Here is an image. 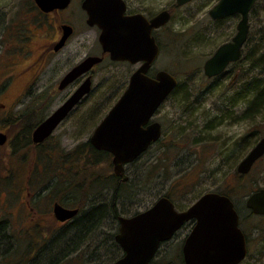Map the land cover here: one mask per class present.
I'll return each instance as SVG.
<instances>
[{"label": "rangeland", "instance_id": "rangeland-1", "mask_svg": "<svg viewBox=\"0 0 264 264\" xmlns=\"http://www.w3.org/2000/svg\"><path fill=\"white\" fill-rule=\"evenodd\" d=\"M8 1L0 0V4ZM218 1L196 0L182 7H177L176 0L149 1L152 13L169 10L173 14L172 20L157 32L161 54L153 65L152 76L161 70L168 71L178 79L179 85L154 118L162 125L161 141L126 166L129 191L123 195L128 187L124 189L115 204L112 198L120 186L119 182L116 181L117 188L113 189L104 186L102 180L115 175L112 159L90 169L95 179L100 178L94 186L86 180L82 187L78 184L89 176L88 142L126 90L135 66L112 64L110 60L99 65L95 69L92 91L84 104L59 126L42 147L28 144L26 137L32 135L34 124L51 115L68 97L71 90L59 92L58 84L70 67L79 61L67 60L64 56L56 63L50 62L40 80L41 85L51 87V90L54 86L53 91L38 104L35 93L23 90L24 81L16 82L9 92L0 97V103L6 105L1 115L9 119V123L0 121V132L8 135L7 147L0 149V218L6 221V228L10 227V235L7 236L9 245L0 250V264L28 262L32 260L35 249H39L35 256L46 260L44 256L47 253L42 251L44 246L50 245V253H54L52 264L112 261V257H105L117 248H111L107 242L118 229L117 216L131 217L143 212L166 194L182 211L206 193L229 192L242 222L249 225L247 231L252 238L258 234L253 229L255 225L264 228L258 220L249 221L246 207L253 191L264 188V158L249 175L241 176L237 172L239 163L264 137V110L250 113L247 117L255 94H246L248 84L256 78L264 81V75L261 68H254V61L244 59L231 65L220 77L212 79L204 74L205 62L222 44L231 41L240 21L237 15L213 21L209 11ZM256 13L250 19V49L254 47V58L259 60V55L264 54V1L259 4ZM82 16L78 11L79 25ZM98 38V30L87 31L83 36L87 50L79 60L86 54H100ZM31 110L34 114L27 117V112L33 113ZM36 164L41 174L37 173ZM67 173L72 180H76L72 185H76L74 189L79 188L77 198L66 187L70 181L67 180ZM30 174L35 180L32 189L43 185L41 190H44L42 181L48 180L51 186L41 203L33 205V211L26 209L23 204L26 194L20 190V183ZM18 186L17 193L12 195ZM89 187L91 190H88ZM54 201L69 208L81 207V213L69 226L54 224ZM103 203L113 207L103 225L96 224L87 234L78 236L76 223L94 205ZM13 229L16 231L12 232ZM22 230L34 231L36 236L33 239L36 238L38 243H31V237L20 235ZM260 239L243 264H264V234ZM71 242L72 245H69ZM104 242H107V248L103 246ZM175 245L170 242L162 247L158 264H179L180 249ZM5 257L9 258L8 262L3 260Z\"/></svg>", "mask_w": 264, "mask_h": 264}, {"label": "water", "instance_id": "water-1", "mask_svg": "<svg viewBox=\"0 0 264 264\" xmlns=\"http://www.w3.org/2000/svg\"><path fill=\"white\" fill-rule=\"evenodd\" d=\"M45 12L63 9L70 0H35ZM181 7L195 0H176ZM258 0H220L210 11L212 20H224L239 15L237 33L231 42L221 45L204 64V74L214 78L228 67L240 61L250 32V13ZM88 14V24L101 30L99 42L111 60L143 62L129 81V85L113 108L95 129L90 142L100 151L113 155L114 173L127 180L125 166L135 162L162 138V127L154 119L160 107L178 86L177 78L167 71H159L154 77L148 75L159 57V46L153 31L166 25L171 15L163 12L150 22L141 16H125L123 0H86L83 4ZM102 61L89 57L76 67L63 81L60 89L94 65ZM92 91L89 78L62 106L54 111L33 132L32 141L43 143L68 117L73 108ZM7 140L0 135V145ZM264 157V137L239 163L237 172L247 175ZM264 189L251 194L247 207L257 215H264ZM79 209H67L57 204V220L74 219ZM196 219L198 224L188 239L184 255L186 264H240L247 258V245L239 228V214L229 196L207 193L184 212H178L168 197H161L144 212L131 218L120 217V233L116 241L125 256L115 264H153L161 243L170 240L187 221Z\"/></svg>", "mask_w": 264, "mask_h": 264}, {"label": "flooded vegetation", "instance_id": "flooded-vegetation-1", "mask_svg": "<svg viewBox=\"0 0 264 264\" xmlns=\"http://www.w3.org/2000/svg\"><path fill=\"white\" fill-rule=\"evenodd\" d=\"M85 1L86 0H70V4L66 8L54 9L53 11H49V12H45V11L41 10V8L38 6V4L36 3L35 0H9L8 3H6V4H0V97H2V95L4 93L9 92L10 88L16 82L24 81L23 90L31 92V93H35V97L37 98L36 101L38 104L43 98H45L46 94H49L51 91H53V87H54V86H52V90H51V87L41 85L42 81L40 79L42 77V72L50 64L51 61H54L56 63L57 59H60L64 56L67 58V60L68 59H70L71 61L78 60L79 62L74 63L59 81V84H58L59 92H64V91L69 90V89L71 90L70 94L63 101L62 105L89 78L91 79L92 88H93L95 69L99 65L105 63L107 60H110L112 62V64H114V63H116V64H130L132 66H135L136 70H138L143 65V62L133 65L129 62H116V61L111 60L110 54L104 52L100 42H99L100 54H92L90 56L88 54H86V55H84L83 59L79 60V58H81V54L83 52L85 53L87 50V46L85 45V42L83 41V36L87 33V31L88 30H98L99 37H100V33H101V30L99 29L98 26H90L88 24V14L83 8V4ZM123 1L126 3V7H127L125 16L132 17V16H138L139 15V16L143 17L144 19H146L148 22H150L153 18L157 17L161 13L168 12L171 15L170 21L173 18V14L169 10H161L159 13H152V10L150 8L151 6L149 5L150 0H123ZM177 7H179V6H177ZM78 11H80L83 15L82 16V23L80 25L77 22V12ZM237 16H239V15H237ZM166 25L160 27L159 29H155L153 31V36L155 37L156 42H157L159 49H160L159 56L161 54V47H160L159 42H158L157 32L162 31ZM98 40H99V38H98ZM228 42H231V41H228ZM228 42H226V43H228ZM89 57H99L102 59V61L100 63L94 65L88 72L83 73L82 75H80L79 77L74 79L73 81L69 82L67 85H65L64 89H60V86L63 83V81L66 79V77L76 67H78L81 63H83ZM20 60L23 61V63H21ZM24 61H27V63L24 64ZM231 65H233V64H231ZM151 72H152V69L148 72L149 76H152ZM225 73L226 72H224L223 74H221L217 77H220V76L224 75ZM217 77H214V78H217ZM87 97L88 96L84 97L73 108V110L69 113L68 117L59 126H61L68 118H70V116L75 112V110L78 107H81L84 104V101H86ZM5 108H6V105L4 103H0V121L1 122L5 121L6 123H9V119L6 116L1 115L3 113V110H5ZM14 117L15 116H13V118ZM47 117L42 118L41 121L37 123V126L34 128V130ZM151 123L152 122H150V124ZM59 126L57 127V129L59 128ZM34 130H33V132H34ZM33 132H32V134H33ZM0 135H6V137H7L6 142L3 145H0V149H1L3 147H7L8 135L5 132H0ZM52 136L53 135H51L49 138H47L43 143L35 144L32 141L31 144L34 147H42ZM150 148L148 149V151L150 150ZM148 151H146V152H148ZM36 167H37V173H39L37 164H36ZM39 174H41V173H39ZM125 174H126V167H125ZM128 182H129L128 179L124 180L122 178V181L120 183H128ZM42 183L44 184V190H41V188H43V185L38 186V188L36 190L32 189V186L34 187V185H35V180H34V177L32 176V174H30L24 182L20 183L21 184V189H20L21 192L26 194L24 197L25 201L23 204L25 205L27 210L33 211V205L36 203H41L42 199L45 197L46 193L49 191V189L51 187V186H49L50 185L49 180L48 181H42ZM15 189L16 190H14V193L12 195H15L17 193L19 186ZM112 199L114 200V201L112 200V203H114L117 199H119L117 190H116L115 194L113 193ZM172 202H173V200H172ZM57 204L63 206L64 208H67V209H79V213H81L80 208H69L64 203L54 201L53 202V208H52V215H53L54 220H55L54 224H58L60 226H65L68 224V226H69L70 223L72 221H74L79 215L78 214L74 219H71V220H68L65 222L59 221V220H57L56 215H55V206ZM234 204H235V202H234ZM174 205H175V203H174ZM176 207L177 206L175 205V208ZM190 207H188L187 209L182 210V211H179L178 208H176V210L178 212H184V211L188 210ZM246 207H247V201H246ZM235 209L237 210L236 205H235ZM247 210L249 211V213H248L249 221L250 220H258L260 225L263 227L264 215H257L251 209H248V208H247ZM137 214H139V213H137ZM137 214H135V215H137ZM238 214H239V212H238ZM135 215H133V216H135ZM133 216H131V217H133ZM120 217L121 216H117V218H118L117 219L118 229L114 232V234L111 238V241L110 242L107 241L110 243L111 248L117 247V248H114V250L116 249L114 252H111L109 255L107 254V256L105 257V258L112 257L113 259H112V261L109 260L106 263L100 262V264H115L118 260L122 259L125 256V251L123 250L121 245L116 241V237L120 233V227H121V224L119 221ZM131 217H125V218H131ZM242 221L243 220L239 214V228L241 229V231L243 232V234L245 236L246 245H247V258H248L250 256V251L253 248V245L254 244L256 245V243L261 241L260 237H262V235L264 234V228L262 229L260 226L255 225L253 227V229L256 232L258 231V234L253 239L252 235H250L247 231V227L249 225L244 224ZM5 222L6 221H4L0 218V237L2 240H4L3 246H8L9 241L7 240L8 239L7 236L10 235V233H9L10 227L6 228ZM197 224H198V222L196 219L185 222L183 224V226L173 235V237L170 240L161 243L160 248L157 251V254H156L154 260L152 261V263L158 264V256H159L160 250L162 249V247L164 245H167L170 242H172V243L176 244L175 246H177L180 249V251L178 252L179 253V264H186L185 255H184L185 247L187 245L189 237L191 236L192 232L196 228ZM11 231L14 232L16 230L13 229ZM66 231H67V235H68V230H66ZM20 235H25L26 237H31L32 238V240L30 239L31 243H34V242L38 243L36 238H35V240L33 239L36 236L34 234V231L33 232L32 231L27 232L26 230H22ZM65 243H66V240H65ZM51 247H52L51 245L50 246H44L42 253H48L50 255ZM31 248H32L31 249V251H32L33 245L31 246ZM65 249L66 248H64L63 250H65ZM38 250L39 249H35L33 251L32 260H29L28 262L26 261V262L20 263V264H39V262H41V259H40V257L38 258V255H37V257L35 256L36 253L38 254ZM246 259L240 264H243L246 261ZM3 260L8 262L9 258L5 257ZM52 263L53 262H51L49 264H52ZM9 264H11L10 261H9Z\"/></svg>", "mask_w": 264, "mask_h": 264}, {"label": "trees", "instance_id": "trees-1", "mask_svg": "<svg viewBox=\"0 0 264 264\" xmlns=\"http://www.w3.org/2000/svg\"><path fill=\"white\" fill-rule=\"evenodd\" d=\"M263 1L264 0H258V2L256 3V5L254 6V8L251 11L250 19H253L257 15V13H256L257 12V8H258L259 4L261 2H263ZM250 45H252V38L250 37V33H249V38H248V41H247V43H246V45L244 47L243 55H242L241 60L244 59L246 61H251V62L254 61V62H256V63L253 62L254 68H261L262 69V73L264 75V54L263 55H259V60L257 59L258 60L257 61L254 58L256 51L254 50V47L252 49H250V47H251ZM248 85L249 86H248V88L246 90V94L247 93L248 94H255V97H254L253 100H251L252 102H250V105H249V108H248V112H247V117H248V115H250V113L251 114L252 113L256 114L259 111L261 112V111L264 110V81L262 79H260V78H256L255 80H253L252 83L250 82ZM33 114H34V112L33 113H30V112L28 113L27 112V117H29L30 115H33ZM36 126H37V124H34L33 128H35ZM26 140H27L28 144H31L32 143V136H27ZM27 142H26V145H28ZM159 142H157V143H159ZM86 155L88 156L87 158H88V162H89V166H88V169H87V173L89 174V176L87 178H84L78 184L79 187L83 186L85 180L91 186L92 185L94 186V184L97 181H99L100 178L98 177V178L95 179L94 176H92L90 174V169L94 168L96 165L103 164V163H106L108 161L110 162L111 159H112V155L110 153H108L106 151L96 150L95 148H93V146H91L90 142H88V153H86ZM110 166H111V164H110ZM68 169H69V167H68ZM69 171H70V169L67 172H69ZM67 180H70V181H69L68 186H66V187L69 188L70 190H72L74 197L77 198L76 195H80L79 192L77 191V190H79V188L74 189L73 186H76V185H72L76 180L74 178L72 180L68 173H67ZM102 180L104 182V186H110V188H113V189L117 188V186H115V183H116V181H118L119 182L118 184L120 185L119 188L117 189L119 197L122 195V191L124 189H126L127 187H128V190L124 191L123 195L127 194V192L129 191V182L125 183V184L124 183H120L122 181V178L117 177L116 175H112L109 179L105 178V179H102ZM118 184L116 183V185H118ZM122 187H125V188L122 189ZM254 189L257 190V187H255ZM88 190H91V188L89 187ZM222 194H227V195L231 196L229 192H226V193L222 192ZM165 196H167L168 198H170L172 200V198L168 194H166ZM79 208L81 209V207H79ZM111 209H113V207H111L110 205H107V204L105 206L104 203L102 205H100V206L98 204L94 205L92 210L89 213H87L84 217L80 218V220L77 223L75 222L77 224V226H76V231L78 232L77 235L79 236V235L87 234L91 230L92 226H95L96 224H97V226H99V224L103 225V223H104L103 221H104L106 215L108 216V213L110 212ZM3 241L4 240H2L1 237H0V250L1 251L4 248ZM72 241H74V240H72ZM106 243L104 242L103 246H105L107 248ZM65 244L67 246L68 242L65 243ZM69 245H72V242ZM44 258H46V260ZM44 258H43L44 259L43 261L41 259V262H39V264H42V263L49 264V263L53 262L54 253L51 252L50 255L47 253V254H45Z\"/></svg>", "mask_w": 264, "mask_h": 264}, {"label": "snow or ice", "instance_id": "snow-or-ice-1", "mask_svg": "<svg viewBox=\"0 0 264 264\" xmlns=\"http://www.w3.org/2000/svg\"><path fill=\"white\" fill-rule=\"evenodd\" d=\"M262 200H264V193L260 194V197Z\"/></svg>", "mask_w": 264, "mask_h": 264}]
</instances>
